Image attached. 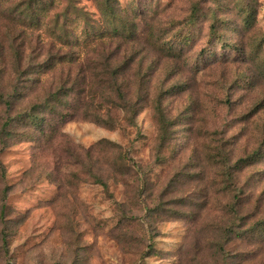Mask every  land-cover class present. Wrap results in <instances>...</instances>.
Instances as JSON below:
<instances>
[{"label":"rangeland","instance_id":"374dc122","mask_svg":"<svg viewBox=\"0 0 264 264\" xmlns=\"http://www.w3.org/2000/svg\"><path fill=\"white\" fill-rule=\"evenodd\" d=\"M0 162V264H264V0H0Z\"/></svg>","mask_w":264,"mask_h":264},{"label":"trees","instance_id":"16d2710c","mask_svg":"<svg viewBox=\"0 0 264 264\" xmlns=\"http://www.w3.org/2000/svg\"><path fill=\"white\" fill-rule=\"evenodd\" d=\"M51 3L52 2H49V5H51ZM41 10L42 11H46L47 9H46V7L45 6H41ZM198 7L195 9V12H194V14H193V17H195L194 19H196L197 18V16H198ZM253 14V10H251V12L249 11V10H247L246 11V21H247V23L248 24H250L251 23V21H253L254 20V15H252ZM41 18V15H36V18L35 19H37V20H39ZM251 19H253V20H251ZM116 31L117 30H114V33H116ZM60 37V39H64L63 41H65L68 45H70V47L72 48V47H74L75 45H74V40L70 37V35L69 34H67V33H65L64 32V34L63 35H60L59 36ZM30 115V120H32L34 123H36L37 124V121H38V116L36 115V114H29ZM102 123H105V122H102ZM108 123V122H107ZM0 164H1V162H0ZM4 205H3V207L4 208H6V205H7V198H6V196H4Z\"/></svg>","mask_w":264,"mask_h":264}]
</instances>
